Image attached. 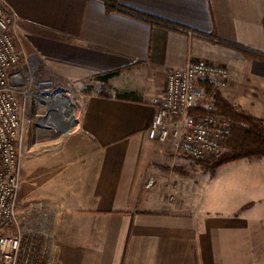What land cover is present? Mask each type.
Wrapping results in <instances>:
<instances>
[{
	"label": "crops",
	"instance_id": "obj_1",
	"mask_svg": "<svg viewBox=\"0 0 264 264\" xmlns=\"http://www.w3.org/2000/svg\"><path fill=\"white\" fill-rule=\"evenodd\" d=\"M119 2L108 12L103 0H0L22 57L95 86L73 144L23 147L20 202L53 235L34 264H264V158L211 173L172 137L149 136L168 70L191 61L224 65L217 92L264 119V0Z\"/></svg>",
	"mask_w": 264,
	"mask_h": 264
},
{
	"label": "built area",
	"instance_id": "obj_2",
	"mask_svg": "<svg viewBox=\"0 0 264 264\" xmlns=\"http://www.w3.org/2000/svg\"><path fill=\"white\" fill-rule=\"evenodd\" d=\"M21 60L14 17L0 7V264H31L33 251L40 250L39 241L53 236L51 227L42 224L41 231L31 232L30 243L23 246L24 226L18 212L23 135L17 88L24 84L26 76L30 84L37 86L50 113L62 90L56 89L50 78L38 80L32 68L28 72L16 70ZM34 60L27 58L33 70ZM228 79V69L217 63L191 61L185 67L169 69L166 94L151 123L149 136L161 142L172 137L176 152L195 161L222 155L227 150L232 126L227 117L215 113L214 98L208 95L207 86L218 90L227 85ZM198 107L206 113L192 116L191 110ZM154 184L155 180L150 179L147 187ZM25 218L27 224L29 218ZM15 228L18 231L10 232Z\"/></svg>",
	"mask_w": 264,
	"mask_h": 264
},
{
	"label": "rangeland",
	"instance_id": "obj_3",
	"mask_svg": "<svg viewBox=\"0 0 264 264\" xmlns=\"http://www.w3.org/2000/svg\"><path fill=\"white\" fill-rule=\"evenodd\" d=\"M19 37L20 35L17 32L16 41L18 46ZM33 65L36 66L35 70H33L32 66H29V64L27 63V59H25V57H22V60L17 66L16 70L28 72L32 68L33 74L38 77V80L43 79L44 77H46V79L50 78L54 82L55 88L61 89L62 93H65L70 103L68 105V109L65 105H62L58 102L52 104L51 106L53 109V113H50L48 110V103L41 98L37 86L35 84H30L27 81L26 76H23L24 84L20 85L17 88L22 117L23 147L25 146V143L28 139V143L36 144L43 151H48L50 153H60L65 148L73 144L74 140L77 138L76 134H74V127H72L68 132L66 131L67 125L61 120L62 116L60 113V109L65 108L66 111H68V114H66L65 116L63 115L64 118H72L74 119V121H77L83 108L85 94L94 89L95 86L91 83H85L82 87H80V85L78 86L74 83H66L64 81H61L54 75L47 74L44 65L36 59L33 61ZM14 71L15 69L13 70V72ZM98 90L103 92L108 90V88L102 86L99 87ZM237 108L243 110L239 107ZM228 121L232 126V122L230 121V119H228ZM220 156L209 157L207 159L201 160L200 162H202L203 164H211ZM25 209V204L23 202H20L18 212L22 218L24 226V247H26L31 241V232L39 233L41 231L42 224L44 225V227L49 228V224L51 223V219H46L47 222H42V218H29L27 219V224H24L26 219L24 213ZM16 231H18L17 228L12 229L10 232L15 233ZM37 236L40 237L39 235ZM42 239L43 241L40 240V243L50 242L49 238L47 239L43 237ZM38 251V249L33 251V255L29 259L31 264H34L35 257L39 253ZM22 258H24V254L22 255Z\"/></svg>",
	"mask_w": 264,
	"mask_h": 264
},
{
	"label": "trees",
	"instance_id": "obj_4",
	"mask_svg": "<svg viewBox=\"0 0 264 264\" xmlns=\"http://www.w3.org/2000/svg\"><path fill=\"white\" fill-rule=\"evenodd\" d=\"M106 4L108 12H112L119 9H125L121 7L119 0H103ZM140 16L145 17L142 14ZM148 18V17H146ZM151 20H156L150 18ZM166 24V23H164ZM117 72H108L95 75L96 79H102L108 81ZM207 92L209 96H213L215 102V113L224 115L232 122L231 133L227 138L228 150L220 157L214 160L211 164H203V166L210 169L211 173L223 165L230 162H235L243 159L264 158V120L250 114L245 110H240L225 98H223L212 86H207ZM129 98H138L136 94L131 93ZM203 108H194L190 114L192 116H198L205 114Z\"/></svg>",
	"mask_w": 264,
	"mask_h": 264
},
{
	"label": "bare ground",
	"instance_id": "obj_5",
	"mask_svg": "<svg viewBox=\"0 0 264 264\" xmlns=\"http://www.w3.org/2000/svg\"><path fill=\"white\" fill-rule=\"evenodd\" d=\"M58 103H60V104H62V105H65L66 106V108L68 109V105H69V99L66 97V95H65V93H61L59 96H58V101H57ZM60 113H61V116H62V121L64 122V123H66V121H67V123L68 122H72V118L71 119H68V118H64L63 117V115L65 116L66 114H68V111H66V109L65 108H61L60 109Z\"/></svg>",
	"mask_w": 264,
	"mask_h": 264
},
{
	"label": "water",
	"instance_id": "obj_6",
	"mask_svg": "<svg viewBox=\"0 0 264 264\" xmlns=\"http://www.w3.org/2000/svg\"><path fill=\"white\" fill-rule=\"evenodd\" d=\"M77 124V121H74V119H72V122H68L66 123L67 127H66V131L68 132L72 127H74Z\"/></svg>",
	"mask_w": 264,
	"mask_h": 264
}]
</instances>
